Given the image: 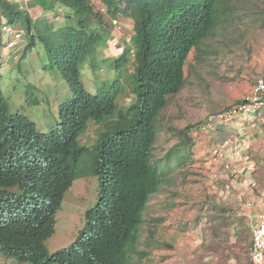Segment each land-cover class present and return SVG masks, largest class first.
<instances>
[{"label":"trees","instance_id":"1","mask_svg":"<svg viewBox=\"0 0 264 264\" xmlns=\"http://www.w3.org/2000/svg\"><path fill=\"white\" fill-rule=\"evenodd\" d=\"M104 1L109 3V10L113 9L109 11L111 16L120 12L132 18L130 40L135 61L129 60L126 47L113 64L118 82L109 91H101L94 97L81 85V66L87 58L92 59V65L97 64L96 51L105 43L110 30L103 26L88 0H33L41 10L40 18H33L20 1L0 0V25L26 26L27 44L23 56L40 45L48 58L42 68L50 73L51 79L61 75L72 92L70 100L60 109L62 116L80 126L92 120L102 127L91 149L80 147L89 156L91 175L98 177L99 187L94 207L86 211L84 226L67 249L49 255L44 242L54 232L55 213L70 187L68 174L58 167L57 184L49 186L43 177H33L25 165L5 171L13 177L6 186L18 188L19 192L12 196L21 203L18 207L6 206L7 225L0 227V249L5 256L14 255L30 264H131L133 258L138 263L147 259L154 244L153 230H148L143 243L145 249L139 248L147 203L158 193L173 168L172 156L176 166H184L193 146L188 134L192 126L172 129L178 140V156L173 150L168 151L162 160L164 167H160L161 161H152L158 121L169 99L177 96L187 83L185 66L189 54L195 52L196 63L202 62L201 54L217 55L225 41L231 44L236 40L241 46L249 29L264 30V0ZM57 7L68 10V14L65 24L55 27L49 25L46 14ZM242 24L245 27L240 30ZM218 29V36L223 30H229V35L213 46ZM1 43L0 37V48ZM129 94L131 102L119 108L117 97ZM82 104H90L85 113ZM226 108L211 111L209 115ZM0 128L11 129L25 138L31 129L28 118L8 114L1 96ZM225 128L227 125L219 126L213 134L219 133L220 139L227 133ZM0 142L1 154L7 151L8 145L16 147L25 157L24 148L33 147L30 141L16 139L13 132ZM81 149L78 153H82ZM2 183L0 178V185ZM6 197L1 199L4 201ZM39 202L41 207H38ZM211 206L215 210L221 208L215 202ZM220 210L223 212L208 214V217L211 221L221 219L222 226L227 227L223 214L226 210ZM166 247L172 249L171 245Z\"/></svg>","mask_w":264,"mask_h":264},{"label":"rangeland","instance_id":"2","mask_svg":"<svg viewBox=\"0 0 264 264\" xmlns=\"http://www.w3.org/2000/svg\"><path fill=\"white\" fill-rule=\"evenodd\" d=\"M9 1L18 2L19 0ZM20 1L24 9L25 1H29L27 10L33 18L41 17V10L33 1ZM58 22L60 23L48 20V23L55 27L65 24L64 20ZM19 25H22L23 30L26 31L24 24L14 23L13 27ZM244 27L245 25L242 24L239 29ZM219 29L213 39V46H216L219 40L227 39L229 35V30H223L218 36ZM233 35L236 38V34ZM206 48L212 50L210 47ZM3 52H8V49L5 47ZM116 52L118 51L100 54L98 57L100 60L106 59L105 61L109 62L100 65L96 81L90 78L93 75L91 70L82 69L84 76L82 81L89 93H98L99 91L96 90L108 88L111 81L116 80L117 71L111 60L113 57H110ZM217 52V55L201 54L202 62H199L194 69H190L192 64L187 65L185 87L177 96L169 99L158 121L152 161H161L160 167L165 166L162 160L168 151L173 150V154L178 156L176 148L178 140L172 129L193 126L209 116L211 111H219L230 106L234 97L237 98L246 85H254L256 78L264 76L263 29L251 28L248 35L244 36L241 46L237 45L236 40L231 44L227 40ZM27 55L28 58L19 61L16 65H13L11 61L0 62L2 92L14 91V89L17 92L19 84L27 89L32 83L38 96L39 90L52 89L48 95L49 103L56 95L57 98L62 97L67 87L64 78L60 75L58 84L55 85L52 79L41 70V66L48 62L43 49L27 51ZM5 58L3 55V60ZM7 64L10 65L7 66ZM231 76L237 78L236 82L229 81ZM24 92H27L30 98L35 96L29 90ZM13 98L16 103L21 100L17 93L13 94ZM117 102L119 108H124L128 106L130 98L119 96ZM43 118L49 120L44 122ZM30 119L40 132L49 131L56 126L51 109L36 114ZM226 125L227 133H224L220 139H218L219 133L192 136L191 155L184 166H176L175 157L172 156L170 162L173 168L160 186L158 193L151 196L144 213L145 222L141 229L139 248L145 249L143 243L149 229L154 232L153 247L149 249L147 259L138 263L133 258L131 264H249L247 249L251 238V220L242 216L241 213H244L245 204L251 197H258L264 193V114L255 117L252 121ZM93 126V124L90 125L91 128ZM87 138L88 135L83 136L81 142H85ZM224 139H228V143L238 141L241 150L238 156L239 168L250 172L256 184L254 188L244 187L240 182L233 183L225 177L216 182L212 181V172L220 168L213 164L211 148ZM97 191V178H82L73 183L65 195L61 210L56 214V220H58L55 233L46 242L50 254L69 246L76 240L79 230L84 225V212L94 207ZM209 199L220 205V209L226 210L223 214L226 215L227 227L222 226L221 219L211 221L208 217V214L223 212L219 208L215 210L211 206L212 202L208 203ZM168 245H171L172 249L166 247ZM0 264L21 263L14 258H5L0 255Z\"/></svg>","mask_w":264,"mask_h":264},{"label":"clouds","instance_id":"3","mask_svg":"<svg viewBox=\"0 0 264 264\" xmlns=\"http://www.w3.org/2000/svg\"><path fill=\"white\" fill-rule=\"evenodd\" d=\"M88 3L92 11L98 16V18L103 23V26H107V28L110 30L108 36L105 39V43L101 47H99L98 50L96 51V54H95L96 57L94 58L97 60V64L92 65V59L87 58L85 63L81 66V76H80L81 85L84 91L88 93V95L95 97L101 91H109L112 88V86L116 82H118L119 77L117 78V73H116V80L114 81L112 80L108 88L98 89L96 90V91H99L98 93L91 94L84 87V84L82 81V78L84 79L82 69L91 70L93 75H91L90 78L96 81V77H97V73L100 68V65L103 63L109 62V61H105L106 59L100 60L98 58L102 52L115 51V50L118 51L116 52V54H111L110 56V57H113L111 60H113L114 62L118 58V55H120L122 51L127 47L129 51V57H130L129 60L132 62V61H135V58H134L135 50L133 46L131 45V40H130V37L133 34L132 33V18L128 15H122L120 12H117L115 15L111 16L109 11L113 9L110 8L109 10V3L104 0H88ZM28 4L25 3V6H26L25 9L27 12H28L27 10ZM120 8L122 9L123 6L120 5ZM67 14H68V10L57 7L55 10L48 12L46 14V18H47V21L48 20L56 21V23H60L58 22L60 20H64L65 22V17ZM113 22H115L116 24ZM3 24L4 23L0 25V37L2 40V43H1L2 46L0 48V62L8 63L9 61H11L13 65H16L17 63H19V61H23L25 60L26 57L27 58L29 57L27 55V52H26V56H23V50L27 44V37H26L25 31L20 25L16 27L7 25L10 28H12L14 31H18L21 33V37L19 40H14L13 34H9L4 37L1 36V26ZM49 25L53 26L52 24H49ZM59 26H62V25H59ZM11 42H13V45L9 47L8 44H10ZM37 46L38 48H36L35 50H28V51L33 52V51H37L39 48H42L40 45H37ZM104 46H106V48H104ZM5 47L8 49V52L6 53L3 52ZM3 55L6 57L5 60H3ZM193 57H195V52H191L189 54L187 58V63L185 66L186 68H188L187 65L189 64H192L195 67H197L199 62L196 63V60L195 59L193 60ZM8 65L10 64H7V66ZM41 70L47 75V77L51 79L50 73L45 71L42 68V66H41ZM58 79H60V77H52V81L55 83V85L58 84ZM49 81H47L48 84H49ZM66 86H67L66 91H64L63 96L57 98V95H56L51 100V103H49L47 100H48V95L52 92V89L39 90L38 92L40 93V95L38 96L36 93L37 90L34 84L32 83H30L27 89L22 84H19L17 88V92H16V89H14V91L7 90V92L6 91L2 92L1 87H0V96L7 107L8 114L12 116H15L16 114H20L28 118L29 121L31 122V129L29 128L28 137L25 138L23 137L21 133L14 132L11 129H1L0 128V141L4 142L5 138L11 132H13L16 139H19L24 142L30 141L33 143V147L31 150H28V147L24 148V153H26L25 157L23 155V152L19 151L16 147H12L8 145H6L7 151L5 153L1 154L0 152V178L3 180V183L0 185V227H4L5 225H7L8 210L6 206L12 205V206L18 207L21 204L19 201L15 200L12 196L19 192L18 188L13 187V186H6L13 179V177L10 174H5V171L8 168H11L12 170H14L16 165H25L26 168L30 170L33 177H39V176L43 177L45 183L49 186H54L57 184V181L59 178L58 167L63 169L68 174L70 187L63 195L60 206L55 213L54 232L47 240H49L55 233V226L58 220V219L56 220V214L58 211L61 210V206L64 201L65 195L71 189V187L73 186V183L76 180L82 179V178H97L98 179V177L91 175V165H89V160L87 158L89 156L85 155L83 150L80 147H85L88 150L91 149V146L94 143L97 134L102 132V127L97 125L94 121L92 120L89 121L88 119H87L88 121L85 122L84 126H80L72 122L67 117L62 116V114L60 113L61 107L67 104V101H69L70 98L72 97V92L69 90V87L67 84ZM24 90H29L33 92L35 96L33 98L28 97V93L24 92ZM16 93L17 95L20 96V99H21L20 102H17V103L15 102L13 98V94H16ZM120 96L122 98L129 97L130 102L132 100V98L130 97L132 95L130 94L129 96H123V95H120ZM117 99H116V102H117ZM117 105H118V102H117ZM89 108H90V104L81 105V109L83 113L89 110ZM50 109L52 110V117L55 118L56 120V126L55 128H52L49 131L40 132L37 130L35 123L30 119V117H33L36 114L43 113ZM42 120L44 122H47L49 119L43 118ZM91 124L94 125L92 128L90 127ZM85 135H88L87 140L85 142H81V139ZM1 146L2 144L0 142V151H1ZM12 148L15 149L14 152H12ZM78 149H81L82 153H78L77 151ZM70 154L73 155L74 157L71 156ZM78 174L80 175L78 176ZM98 187H99V180H98ZM2 196H7L4 201L1 199ZM41 205L42 203L39 202L38 207H41ZM85 213L86 211L84 212V215ZM47 240L44 242V246L46 247V249H47V246H46ZM71 245L72 244H70L67 247L60 248L56 250L54 253L60 250L67 249ZM4 249L11 250V248H4ZM2 250L3 249H0V255H2L3 257L14 258L21 264H24V263L30 264V263H27L26 261L19 259V257L14 256V255L5 256ZM54 253L52 254L49 253V255H53Z\"/></svg>","mask_w":264,"mask_h":264},{"label":"built area","instance_id":"4","mask_svg":"<svg viewBox=\"0 0 264 264\" xmlns=\"http://www.w3.org/2000/svg\"><path fill=\"white\" fill-rule=\"evenodd\" d=\"M26 4L29 1H25ZM115 23V22H113ZM116 24V23H115ZM13 34L14 40H19L21 33L3 24L1 26V36ZM16 42V41H14ZM13 42L8 44L12 46ZM264 114V78H256L250 91L243 95L239 101L215 115H209L201 122L193 125L189 129L192 137L199 134L213 133L219 126L234 122L252 121L255 117ZM241 150L237 142H221L211 148V158L213 164L220 170L212 172V181L216 182L223 177L240 182L244 187L254 188L256 186L251 174H247L246 169L239 168V158ZM245 210L252 213L249 216L251 223V241L248 248L250 264H264V193L258 197H251L245 204Z\"/></svg>","mask_w":264,"mask_h":264},{"label":"crops","instance_id":"5","mask_svg":"<svg viewBox=\"0 0 264 264\" xmlns=\"http://www.w3.org/2000/svg\"><path fill=\"white\" fill-rule=\"evenodd\" d=\"M232 78H230L229 79V81H233V83L234 82H236L235 80L237 79L236 77L235 78H233V76H231ZM261 77H264V76H261ZM251 86L252 85H246L245 87H244V90L242 91V93L241 94H239L238 96H237V98L236 97H234L235 99L231 102V104H234V103H236L237 101H239L240 100V98L243 96V95H245L246 93H248L249 91H250V88H251ZM223 102V101H222ZM261 115H263V114H261ZM260 115V116H261ZM227 128H228V126H227ZM226 129V128H225ZM246 172H247V174H250V172L246 169ZM251 177H252V175H251ZM253 179V178H252ZM254 181V180H253ZM255 182V181H254ZM244 210H245V207H244ZM251 211L250 210H245L244 211V213L242 214L241 213V215L242 216H245V217H248L249 219H250V215H251ZM250 214V215H249ZM251 220V219H250ZM251 223H252V221H250ZM250 241H251V238H250ZM249 245H250V242H249V244H248V248H249ZM248 250V249H247ZM249 256V255H248ZM249 264H250V261H249Z\"/></svg>","mask_w":264,"mask_h":264}]
</instances>
